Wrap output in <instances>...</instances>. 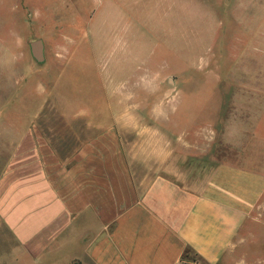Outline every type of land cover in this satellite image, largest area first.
<instances>
[{"label":"rangeland","instance_id":"obj_1","mask_svg":"<svg viewBox=\"0 0 264 264\" xmlns=\"http://www.w3.org/2000/svg\"><path fill=\"white\" fill-rule=\"evenodd\" d=\"M12 55L30 113L45 88L37 124L64 160L121 113L130 159L160 142L180 176L264 158V0H0L4 94ZM157 169L134 163L136 183Z\"/></svg>","mask_w":264,"mask_h":264},{"label":"crops","instance_id":"obj_2","mask_svg":"<svg viewBox=\"0 0 264 264\" xmlns=\"http://www.w3.org/2000/svg\"><path fill=\"white\" fill-rule=\"evenodd\" d=\"M12 56L9 92L0 87V264H264V158L180 176L160 142L130 159L121 113L64 160L37 124L45 88L30 113L33 74L18 76ZM137 161L158 166L139 185Z\"/></svg>","mask_w":264,"mask_h":264},{"label":"water","instance_id":"obj_3","mask_svg":"<svg viewBox=\"0 0 264 264\" xmlns=\"http://www.w3.org/2000/svg\"><path fill=\"white\" fill-rule=\"evenodd\" d=\"M34 47L36 48V50H38L37 59L39 61H42L43 60V56H42V52L40 51V49H41V43L38 42V43L34 44Z\"/></svg>","mask_w":264,"mask_h":264}]
</instances>
